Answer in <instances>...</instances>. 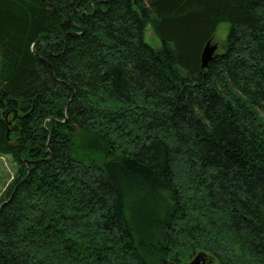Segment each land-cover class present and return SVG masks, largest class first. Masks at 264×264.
<instances>
[{"label":"trees","instance_id":"obj_1","mask_svg":"<svg viewBox=\"0 0 264 264\" xmlns=\"http://www.w3.org/2000/svg\"><path fill=\"white\" fill-rule=\"evenodd\" d=\"M0 153V264H264V0H0Z\"/></svg>","mask_w":264,"mask_h":264},{"label":"rangeland","instance_id":"obj_2","mask_svg":"<svg viewBox=\"0 0 264 264\" xmlns=\"http://www.w3.org/2000/svg\"><path fill=\"white\" fill-rule=\"evenodd\" d=\"M229 27L230 24L228 22H223L218 26L217 31L215 32V35L213 37V42L218 44L217 52H221L223 50V42H225L227 38ZM150 34L146 36L147 42L153 45L154 47H160L161 45L160 41L155 36H151ZM16 170H17V163L14 161L13 157L8 154L4 155L0 153V195L2 194L3 190L8 185V183L10 182V180L14 177ZM224 245L226 247L228 246V248L230 246H233L235 249H238L228 241H226ZM197 256L199 257L200 263L218 264V262L215 261L213 255L209 252L202 251ZM197 256L193 258L188 257L186 259L192 261Z\"/></svg>","mask_w":264,"mask_h":264},{"label":"water","instance_id":"obj_3","mask_svg":"<svg viewBox=\"0 0 264 264\" xmlns=\"http://www.w3.org/2000/svg\"><path fill=\"white\" fill-rule=\"evenodd\" d=\"M217 48H218V44L214 43L213 39H210L206 42V44L203 47L202 53H201V62H202L203 68L206 69L210 61L213 60V58L215 57ZM184 264H205V263H200L199 257L197 256L192 261L185 262Z\"/></svg>","mask_w":264,"mask_h":264}]
</instances>
